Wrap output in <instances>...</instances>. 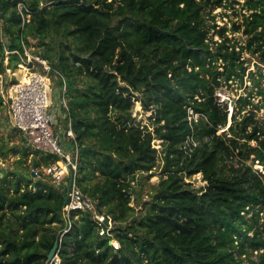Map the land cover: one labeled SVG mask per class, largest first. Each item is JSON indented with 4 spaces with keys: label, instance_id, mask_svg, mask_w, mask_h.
Listing matches in <instances>:
<instances>
[{
    "label": "trees",
    "instance_id": "obj_1",
    "mask_svg": "<svg viewBox=\"0 0 264 264\" xmlns=\"http://www.w3.org/2000/svg\"><path fill=\"white\" fill-rule=\"evenodd\" d=\"M237 3L0 0V87L17 82L7 83V70L25 68L27 50L49 63L67 104L64 129L71 123L80 147L79 185L117 221L111 232L120 242L114 249L86 212L74 213L62 235L67 191L43 172L60 158L26 137L12 147L6 139L3 156H21L19 168L0 173V264H49L57 239L60 264H243L264 250V172L255 168L264 167V0H245L249 12L231 29L218 24L213 12ZM245 53L258 57V74L230 117L217 90L245 82ZM3 91L0 112L9 105ZM135 101L150 124L136 121ZM190 106L208 119L195 125L199 144L188 154ZM157 167L144 198L136 187ZM198 173L202 186L191 180ZM258 257L264 264V251Z\"/></svg>",
    "mask_w": 264,
    "mask_h": 264
},
{
    "label": "built area",
    "instance_id": "obj_2",
    "mask_svg": "<svg viewBox=\"0 0 264 264\" xmlns=\"http://www.w3.org/2000/svg\"><path fill=\"white\" fill-rule=\"evenodd\" d=\"M21 7V6H20ZM2 20L0 18V41L3 40ZM37 61L44 65L46 70L51 67L46 60L36 58ZM32 60H23L29 68V62ZM31 68V67H30ZM28 70L26 78L20 79L16 83L8 86V95L5 97L8 100V113L15 128L20 130L26 137L28 144L46 154L57 155L60 160L43 168V172L52 176L54 182L66 188L67 196L64 206L66 219L68 221L63 234L68 232L71 225V218L74 213H89L92 219L96 221L99 227L101 236H110V243L114 249L120 248V242L114 238L111 230L116 226L117 221L110 215L99 210L97 201L86 194L78 182V164H79V150L80 147L75 141V133L69 123V127L64 130L65 137L62 139L55 133L54 125L56 124L55 112L51 107V80L47 74L35 70ZM223 70V68L221 67ZM7 71H12L8 69ZM13 72V71H12ZM225 84V81H223ZM227 86H222L217 90V96L221 104L229 105L228 109L230 116L233 113V106L231 104V97L227 92ZM7 91V90H6ZM64 107L67 106L66 101L63 100ZM201 119H208L207 116L196 111L192 106L188 107V120L192 128V133L185 139L182 148L188 154H191L195 147L198 146L199 141L195 135V125ZM228 127L219 129L218 134L226 131ZM40 169H33L32 173L35 178L40 177ZM78 217V215H76ZM59 252V251H58ZM49 261V264H60L59 253Z\"/></svg>",
    "mask_w": 264,
    "mask_h": 264
},
{
    "label": "rangeland",
    "instance_id": "obj_3",
    "mask_svg": "<svg viewBox=\"0 0 264 264\" xmlns=\"http://www.w3.org/2000/svg\"><path fill=\"white\" fill-rule=\"evenodd\" d=\"M235 8H223V7H219L217 8L213 14H216L217 17V22L220 25H226L228 26L230 29L233 27L234 23L240 24L243 22V15L248 13L249 11L247 10V8L245 7V0H240V3H237L235 5ZM231 31H229L228 33H230ZM231 34V33H230ZM231 36H238V38H241V40L243 41V36L241 33H235V34H231ZM215 39H219V36H216ZM221 40V39H219ZM29 57L27 58V60H36V57H34L35 55L29 51ZM245 58L248 59V62L246 63V65H248L247 71H246V75L244 77L245 82L241 83V81L237 78L234 79V84L231 85L230 89L227 90L229 96L231 97V104L234 108L237 100L239 99L240 96H246L247 94L250 93V86L252 85V81H251V77H252V72L257 73L258 67H257V63H258V57L256 55H253V53H245ZM38 63V62H37ZM24 74H20L22 72ZM29 68H19L16 71H7V83H9L12 79H16L17 81L22 79L24 80L26 78V75L28 73ZM30 70H35V71H39L41 73L47 74L50 77L51 80V107L50 109L52 111L55 112L56 115V124L54 125V130L55 133H57V135H59L62 139L66 138L65 137V114L63 112V100H62V96H61V92L59 91L58 86L54 83V79L53 76L51 78V74L49 73L48 70H46V68L44 67L43 64H35L33 65ZM0 83H4L2 81V78H0ZM6 85V83L4 84ZM264 87V86H263ZM0 90H4L3 92L5 93V96L8 95V86H1ZM7 90V91H6ZM261 97H259L258 99H256V102L260 99ZM229 106V105H228ZM230 110V108H229ZM245 112V111H244ZM258 114V118H263L264 116V107L261 108L259 110ZM149 115L150 113H146L143 111L142 108V104L140 101H135V105L133 108V116L135 117L137 122H140L141 124H150V119H149ZM153 128V127H151ZM24 134L19 131L18 129H16L13 125V122L10 118V115L8 113L7 107L0 112V149L3 145L4 140L8 139V141L6 143H8L9 147L15 146V145H19L21 146L22 141L24 140ZM4 138V139H3ZM154 147L158 148L159 153H161L160 151L162 150V145L160 140L155 139L153 141ZM21 148V147H20ZM7 150V149H4ZM21 156L20 153L16 154V153H10L8 156H3V154L1 153L0 150V173H3L5 170H11V169H17L19 168V166L16 164V161L19 159V157ZM33 160V155H30L28 158H25V165L26 166H32V161ZM159 162H161V159L159 160ZM255 168H259V170H261L262 172H264V167L259 164L256 163ZM160 172V167H157L154 169L153 173H152V177L150 178L149 184L145 185V188L140 189L139 186L136 187L137 190L142 191L143 193V197L147 198V192L149 190V186L152 183H156L159 181V173ZM194 182V185L196 186H202L203 184H205V182L203 181V177L201 173L195 174L192 179ZM135 204V203H133ZM264 218V215H263ZM264 221V219H263ZM264 250L261 251H255L254 253L249 252V254H247V256L243 257V264H255L257 262H259V253L263 252Z\"/></svg>",
    "mask_w": 264,
    "mask_h": 264
},
{
    "label": "water",
    "instance_id": "obj_4",
    "mask_svg": "<svg viewBox=\"0 0 264 264\" xmlns=\"http://www.w3.org/2000/svg\"><path fill=\"white\" fill-rule=\"evenodd\" d=\"M59 246H60V242H59V240L57 239V240L55 241V243H54V246H53L51 252H50L49 255H48V260H49V261H51V260L55 257V255L57 254V251H58Z\"/></svg>",
    "mask_w": 264,
    "mask_h": 264
},
{
    "label": "crops",
    "instance_id": "obj_5",
    "mask_svg": "<svg viewBox=\"0 0 264 264\" xmlns=\"http://www.w3.org/2000/svg\"><path fill=\"white\" fill-rule=\"evenodd\" d=\"M22 73H23V69H22V72L20 74H22Z\"/></svg>",
    "mask_w": 264,
    "mask_h": 264
},
{
    "label": "clouds",
    "instance_id": "obj_6",
    "mask_svg": "<svg viewBox=\"0 0 264 264\" xmlns=\"http://www.w3.org/2000/svg\"><path fill=\"white\" fill-rule=\"evenodd\" d=\"M37 60V59H36ZM41 64V63H40ZM230 117H232V116H230Z\"/></svg>",
    "mask_w": 264,
    "mask_h": 264
}]
</instances>
